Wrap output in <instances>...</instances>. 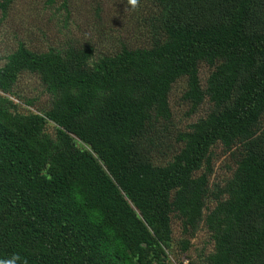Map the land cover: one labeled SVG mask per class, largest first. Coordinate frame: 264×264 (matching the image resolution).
I'll return each instance as SVG.
<instances>
[{
  "label": "trees",
  "instance_id": "16d2710c",
  "mask_svg": "<svg viewBox=\"0 0 264 264\" xmlns=\"http://www.w3.org/2000/svg\"><path fill=\"white\" fill-rule=\"evenodd\" d=\"M15 1H0L5 16ZM150 5L145 47L95 60L92 47L19 41L0 67V264H170L178 223L174 264H197L203 228L212 250L198 264H264V0ZM25 74L49 108L21 111ZM180 81L191 114L210 111L158 162ZM220 149L235 167L211 187Z\"/></svg>",
  "mask_w": 264,
  "mask_h": 264
},
{
  "label": "rangeland",
  "instance_id": "374dc122",
  "mask_svg": "<svg viewBox=\"0 0 264 264\" xmlns=\"http://www.w3.org/2000/svg\"><path fill=\"white\" fill-rule=\"evenodd\" d=\"M2 1V0H0ZM140 1V2H138ZM152 0H57L55 5H47L46 0H16L5 16L0 10V67L6 57L14 52L18 42H24L35 52H46L50 49H66L69 46L92 47L94 59L112 55L124 46L129 48L145 47L150 43V26L143 23L151 15ZM148 26V27H147ZM201 76L207 77V67L201 68ZM21 96L35 99L36 106H25L21 100V111L37 112L39 108L50 107L51 98L45 93L41 81L32 75H23L17 86ZM186 90V82L180 81L174 86L170 96L173 111L172 123L168 128L164 125L158 134L156 143V161L166 162L179 150L175 138L181 131H186L191 124L207 116L209 104H205L195 114L190 112V104L182 100ZM16 102H20L15 99ZM49 131L54 134L53 126ZM215 163V174L209 185H223L231 178L233 161L229 160L223 150H218ZM208 207L213 208L216 202L207 200ZM180 224L174 226L175 246L170 253V264L179 262L183 254L178 249ZM209 235L203 228L194 240L190 250L192 260L200 262L198 254L204 247L208 253L212 245H208ZM199 261V262H198ZM188 262V261H184ZM183 262V263H184Z\"/></svg>",
  "mask_w": 264,
  "mask_h": 264
},
{
  "label": "clouds",
  "instance_id": "9594fccd",
  "mask_svg": "<svg viewBox=\"0 0 264 264\" xmlns=\"http://www.w3.org/2000/svg\"><path fill=\"white\" fill-rule=\"evenodd\" d=\"M133 3H135V0H132ZM15 264H19L18 260L15 262Z\"/></svg>",
  "mask_w": 264,
  "mask_h": 264
},
{
  "label": "built area",
  "instance_id": "2783aa9c",
  "mask_svg": "<svg viewBox=\"0 0 264 264\" xmlns=\"http://www.w3.org/2000/svg\"><path fill=\"white\" fill-rule=\"evenodd\" d=\"M183 264H189L188 262H184Z\"/></svg>",
  "mask_w": 264,
  "mask_h": 264
}]
</instances>
